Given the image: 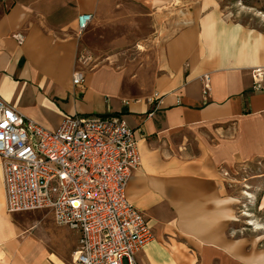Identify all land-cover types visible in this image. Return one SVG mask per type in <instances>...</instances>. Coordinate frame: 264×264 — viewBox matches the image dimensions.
I'll list each match as a JSON object with an SVG mask.
<instances>
[{"label":"crops","instance_id":"crops-1","mask_svg":"<svg viewBox=\"0 0 264 264\" xmlns=\"http://www.w3.org/2000/svg\"><path fill=\"white\" fill-rule=\"evenodd\" d=\"M179 13L190 22L164 41ZM81 15L92 21L79 34ZM258 68L264 34L225 20L217 0H0V99L49 131L75 115L135 131L126 195L153 234L138 264H264V226L243 224L238 186L264 162ZM243 182L264 211V172ZM42 217L6 212L0 158V264H71L78 235Z\"/></svg>","mask_w":264,"mask_h":264},{"label":"built area","instance_id":"built-area-1","mask_svg":"<svg viewBox=\"0 0 264 264\" xmlns=\"http://www.w3.org/2000/svg\"><path fill=\"white\" fill-rule=\"evenodd\" d=\"M91 21L77 18L79 34ZM13 37L22 43V35ZM85 70H75L74 86ZM252 79L253 90L264 92V68L253 69ZM0 158L6 212L47 211L57 227L75 232L71 264H138L153 234L127 199L141 159L136 133L120 117L64 116L49 131L0 99Z\"/></svg>","mask_w":264,"mask_h":264},{"label":"rangeland","instance_id":"rangeland-1","mask_svg":"<svg viewBox=\"0 0 264 264\" xmlns=\"http://www.w3.org/2000/svg\"><path fill=\"white\" fill-rule=\"evenodd\" d=\"M219 3V8H221L222 12L224 13L225 20L230 22H235L243 25L247 29H252L254 31H257L261 34H264V0H217ZM169 20L167 19L166 24L169 25ZM191 18L189 16H182L180 13L177 17V24L174 27H171L172 31L169 32V29L167 32L163 31L160 34V37L165 41L169 37H171L176 31H179L182 29L186 23L190 22ZM91 68L90 66H87ZM264 172V162H261L259 164L253 165L251 168L246 169L245 171H242V173L239 177V180L242 182L240 185L241 190V206H242V222L243 224L248 225L249 220H257V224L261 227L264 226V211H257L256 202L258 200V195L260 193V189L258 190V195L253 196L249 193H246L245 185L246 183L243 182V180H247L248 177L256 174ZM244 178V179H243ZM249 187V186H248ZM245 193V194H244ZM249 194V195H247ZM249 198H252V204H250ZM43 214V219L50 221L52 220V216L47 211H39ZM252 212V213H251ZM247 217V218H246ZM249 217V218H248ZM251 217V218H250ZM252 225V223H251ZM56 227V226H55ZM255 227V226H254ZM243 229L245 231H248V228L246 226H243Z\"/></svg>","mask_w":264,"mask_h":264},{"label":"bare ground","instance_id":"bare-ground-1","mask_svg":"<svg viewBox=\"0 0 264 264\" xmlns=\"http://www.w3.org/2000/svg\"><path fill=\"white\" fill-rule=\"evenodd\" d=\"M245 194V193H244ZM247 195H249V194H247ZM256 229H258V227L256 228ZM260 229V228H259Z\"/></svg>","mask_w":264,"mask_h":264}]
</instances>
